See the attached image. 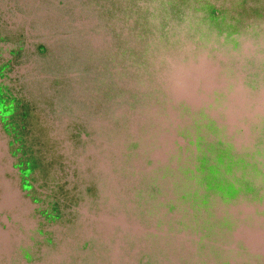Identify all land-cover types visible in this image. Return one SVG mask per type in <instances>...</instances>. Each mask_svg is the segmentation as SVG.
Returning <instances> with one entry per match:
<instances>
[{"label": "water", "instance_id": "1", "mask_svg": "<svg viewBox=\"0 0 264 264\" xmlns=\"http://www.w3.org/2000/svg\"><path fill=\"white\" fill-rule=\"evenodd\" d=\"M14 37L50 107L23 160L0 122V264H264V0H0Z\"/></svg>", "mask_w": 264, "mask_h": 264}, {"label": "flooded vegetation", "instance_id": "2", "mask_svg": "<svg viewBox=\"0 0 264 264\" xmlns=\"http://www.w3.org/2000/svg\"><path fill=\"white\" fill-rule=\"evenodd\" d=\"M1 42H9L13 46L7 57L2 56L0 48V122L4 123L6 133L11 138L14 154L19 155V158L23 160L29 136L39 141L43 137L41 123L48 121V119L35 114L46 113L50 105L40 85H35L34 80L31 84L29 72H25L22 68L30 61L26 38H0ZM34 46L38 54L41 56L46 54L44 45L37 43ZM21 172L27 178L29 173L25 169H21ZM30 187L35 191L34 186L30 185ZM67 187L68 183L65 182L64 185L63 178L55 179L52 187L55 192L53 202L66 201L65 205L70 208L74 203L72 196L64 198L67 195L64 197L62 195V192L68 194L73 192L72 187L71 191ZM62 199L67 200L63 201Z\"/></svg>", "mask_w": 264, "mask_h": 264}, {"label": "rangeland", "instance_id": "3", "mask_svg": "<svg viewBox=\"0 0 264 264\" xmlns=\"http://www.w3.org/2000/svg\"><path fill=\"white\" fill-rule=\"evenodd\" d=\"M2 193L0 198V214L4 211H11L16 220H21L24 231L31 230L32 224L30 222L27 223L25 219H21L22 217L20 218V214H22L24 208L19 204L16 194L8 184L3 183ZM241 236L252 250L264 251V227L256 226L254 229H246ZM23 238V233H19L15 228L4 230L0 227V252L4 250L11 252L16 242L23 240Z\"/></svg>", "mask_w": 264, "mask_h": 264}]
</instances>
